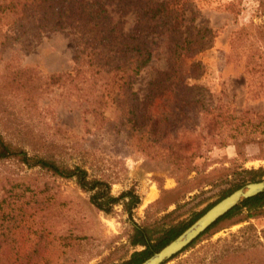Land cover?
Here are the masks:
<instances>
[{"label":"rangeland","instance_id":"rangeland-1","mask_svg":"<svg viewBox=\"0 0 264 264\" xmlns=\"http://www.w3.org/2000/svg\"><path fill=\"white\" fill-rule=\"evenodd\" d=\"M9 1L0 0V5L7 6ZM103 1L110 4L111 15L119 23V41H127L136 20L134 10L123 8L116 0ZM165 1L183 12L185 30L191 19L207 28L202 48L172 61L164 43L157 46L151 63L133 83L135 115L126 112L128 103L117 93L118 83H104L105 93L112 91L105 96L104 113L109 121L102 126L89 112L82 89L78 91L73 84L50 88L33 104L1 85L3 75L18 67H31L42 77L72 69L77 33L63 25L51 27L39 38H29L16 33L11 18L3 15L0 19L3 133L31 153L83 164L93 175L104 174L114 195L133 188L139 197L130 212L122 204L110 213L97 211L74 180L0 164V198L3 186L10 185L4 184L6 178L19 180L14 192L22 193L8 198L0 209V235L4 233L6 238L0 247L4 260L0 264L121 262L143 248L131 245L129 235L134 224L144 221L150 202L161 196L158 205L168 204L159 211L158 205L151 206L149 221H189L250 182L244 170L264 167V18L260 0ZM231 2L238 12L230 10ZM220 115H232V123L223 125V131L211 129L209 121ZM165 132L176 141L201 145L203 156L194 160L198 172L187 177L175 173L165 148ZM249 138L253 140L247 141ZM235 140L239 146L233 144ZM176 177L179 187L170 190L178 185ZM190 186L197 187L187 191ZM161 188L168 190L162 193ZM42 201L48 203L47 211L38 208ZM225 246L231 248L223 257L228 264H264V216L224 228L164 264L183 259L200 264ZM236 246L243 250L233 251Z\"/></svg>","mask_w":264,"mask_h":264},{"label":"trees","instance_id":"trees-1","mask_svg":"<svg viewBox=\"0 0 264 264\" xmlns=\"http://www.w3.org/2000/svg\"><path fill=\"white\" fill-rule=\"evenodd\" d=\"M116 2L123 8H131L136 15L132 33L128 40L123 42L119 41L121 29L118 21H115L111 15L108 8L110 4L103 0H10L7 6L0 5V19L3 15H6L8 19L11 18L16 33L20 36L39 38L51 27L63 25H67L77 33V50L73 57L72 69L52 72L42 77L31 67L14 68L3 75L1 79L3 88L20 96L23 101L33 104L40 94L50 88L73 84L78 91L82 89L81 95H84L88 103L89 112L93 115L95 123L102 126L109 121L104 113L105 96H108L112 90L105 93V87L101 88V86L112 80L113 84L118 83L117 93L125 97V102L128 103L126 112L135 115L137 93L133 89V83L140 72L151 63L157 46L163 42L172 61H176L202 48L203 37L208 30L203 26L195 25L192 19L185 30L182 24L183 12H180L179 8L173 9L165 0H116ZM228 7L232 12H238L234 8V3L231 2ZM259 8L264 18V0L259 1ZM262 25L264 27V20ZM162 37H164L163 40L160 39ZM161 74L165 76L167 72L164 71ZM132 122L135 123L133 120ZM231 123L232 115H220V118H212L208 125L211 129L223 131L225 127L223 125ZM128 132L132 135L131 131ZM164 138L166 152L175 173L178 172L183 177H187L191 172L199 171L194 160L203 156L204 152L200 150L201 145L198 142L176 141L170 137L169 132H165ZM250 139L253 140L249 138L247 141H251ZM218 143L228 144L225 141ZM233 144L239 146L240 142L235 140ZM6 163L19 168L38 169L57 178L74 180L84 192L88 193L89 202L97 211L110 213L116 205L122 204L124 210L130 212L139 202V197L133 188L114 195L111 193V182L104 174L93 175L83 164H70L52 155L31 153L20 143L7 138L0 129V164ZM244 171L251 181L259 180L264 176V167ZM176 181L178 185L170 190H176L179 187L180 178L176 177ZM221 181L224 182L225 179L221 178ZM5 183L10 185L3 186L4 193L0 198V209L3 203L7 204L11 196L22 195V193L14 192V188L20 185L19 180L6 178ZM194 187L197 186H190L187 191ZM25 189L30 190L29 187ZM161 189L162 193L168 190ZM159 201L161 196L147 205L144 221L134 224L129 235L131 245H142L143 248L132 251L129 258L121 262L109 264H137L143 261L175 238L201 214V212L195 214L189 221L181 220L170 224L159 223L156 220L149 221L151 214L148 210L151 206L158 205ZM167 204L158 205L157 211L164 210ZM40 207L45 211L49 209L45 201L38 204V208ZM1 213V218H4L5 213L3 211ZM241 214L243 216H240ZM256 216H264V191L243 199L232 207L170 260L198 242L208 240L216 232ZM3 235L4 233L0 235V247L6 244V238ZM76 245L78 246L79 243L77 242ZM230 249V246H225L216 251L208 261L200 260V264H228L223 257L226 258ZM239 249L241 248L236 246L233 251ZM0 262H4L1 254ZM28 264H36V262H28ZM175 264L188 263L186 259H183Z\"/></svg>","mask_w":264,"mask_h":264},{"label":"water","instance_id":"water-1","mask_svg":"<svg viewBox=\"0 0 264 264\" xmlns=\"http://www.w3.org/2000/svg\"><path fill=\"white\" fill-rule=\"evenodd\" d=\"M264 191V178L250 181L221 198L197 217L175 238L137 264H164L189 245L199 234L243 199Z\"/></svg>","mask_w":264,"mask_h":264}]
</instances>
